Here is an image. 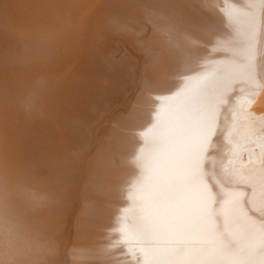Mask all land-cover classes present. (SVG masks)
Instances as JSON below:
<instances>
[{
	"label": "bare ground",
	"instance_id": "obj_1",
	"mask_svg": "<svg viewBox=\"0 0 264 264\" xmlns=\"http://www.w3.org/2000/svg\"><path fill=\"white\" fill-rule=\"evenodd\" d=\"M200 3L0 0L5 264H130L117 239L130 220L154 219L155 179L182 172L194 145L217 193L230 187V160L246 162V146L258 154L264 93L246 109L238 87L210 89L194 117L178 103L202 82V65L212 70L209 50L228 34L218 12L211 31L196 23ZM237 3L233 35L246 23L256 28L255 72L264 80V3ZM224 10L237 11L231 3ZM185 23L199 44L186 38Z\"/></svg>",
	"mask_w": 264,
	"mask_h": 264
},
{
	"label": "snow or ice",
	"instance_id": "obj_2",
	"mask_svg": "<svg viewBox=\"0 0 264 264\" xmlns=\"http://www.w3.org/2000/svg\"><path fill=\"white\" fill-rule=\"evenodd\" d=\"M229 3L237 10L235 13L225 12ZM198 7L204 13L193 17L198 25L211 31L217 25L218 12L219 24L228 34L224 39L217 38L209 50L216 54L215 59L206 62L212 70L202 65V82L187 88L178 103L194 117L210 89L232 93L238 87L245 97V108L250 109L264 93V80L255 72L256 62L262 59L258 55L260 40L256 28L246 23L239 38L233 35L240 31L238 25L242 20L237 0H201ZM182 26L186 38L199 44L192 25ZM163 124L161 120L155 126ZM258 135L262 139L257 145L258 154L253 155L251 146H246V162L237 168L230 160L224 166L230 187L222 186L220 193L207 181L203 157L198 155L195 145L182 172L162 173L155 179L151 192L154 219L147 223L130 220L129 234L121 233L117 239V244L123 246L121 250L132 257L130 264H264V127ZM207 150L205 146L204 151ZM237 156L233 151L232 157Z\"/></svg>",
	"mask_w": 264,
	"mask_h": 264
},
{
	"label": "clouds",
	"instance_id": "obj_3",
	"mask_svg": "<svg viewBox=\"0 0 264 264\" xmlns=\"http://www.w3.org/2000/svg\"><path fill=\"white\" fill-rule=\"evenodd\" d=\"M0 264H5V261L3 259V253L0 252Z\"/></svg>",
	"mask_w": 264,
	"mask_h": 264
}]
</instances>
